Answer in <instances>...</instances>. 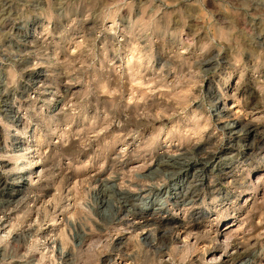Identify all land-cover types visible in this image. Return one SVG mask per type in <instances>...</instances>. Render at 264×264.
I'll list each match as a JSON object with an SVG mask.
<instances>
[{
	"label": "rangeland",
	"instance_id": "1",
	"mask_svg": "<svg viewBox=\"0 0 264 264\" xmlns=\"http://www.w3.org/2000/svg\"><path fill=\"white\" fill-rule=\"evenodd\" d=\"M221 107L264 137V0H0V205L18 200L0 206V264H233L234 240L264 264V143L246 155ZM194 146L221 160L176 205L191 178L158 164ZM104 188L202 216L161 252L100 209Z\"/></svg>",
	"mask_w": 264,
	"mask_h": 264
},
{
	"label": "bare ground",
	"instance_id": "2",
	"mask_svg": "<svg viewBox=\"0 0 264 264\" xmlns=\"http://www.w3.org/2000/svg\"><path fill=\"white\" fill-rule=\"evenodd\" d=\"M6 111L12 114L10 115L12 118L19 117L18 111L14 110L12 105H10V103H8ZM9 113L7 115H9ZM213 114L218 120L226 119V123L224 126H222V128L227 130L229 134L232 136V138L238 139V140H241V139H245L246 141L248 140L247 142H244V144L242 145V148H240L244 150V153L246 155L250 154L252 151H255L256 149H259V147L264 143V137L261 136L259 133V124L257 125V124H254L253 122L242 124L240 119L231 120L230 119L231 114L225 107L216 109ZM181 151L182 152L178 154L177 156L170 157L166 161H163V160L160 161V164L158 165H160L162 170L164 169L168 172L172 170L176 172L177 175H184V177L189 176L191 178L190 181H188L186 184H183L181 187L176 189L177 191L173 193L172 197L174 196V198L176 199V202H175L176 205H179V204L193 205L201 198L202 192L204 191L206 187V181L210 178L209 171L211 169L209 168V165L218 159L221 160L220 159L221 155L217 153L207 154L206 151H204V149L201 148L200 146H194L192 148H183ZM192 154H193V157H188V155H192ZM227 158H229L230 160L229 164L231 163L233 164L234 161H236L235 157L233 156L227 157ZM0 166H2L1 162H0ZM230 167L231 166L228 164L224 165L219 168V172L222 174H227L229 170L228 168ZM17 174L19 175L18 176L19 179L18 180L14 179V184L15 183L16 185L19 184L18 186H25V184H27V181L32 175L30 169H27L24 173L19 172ZM176 174H174V176H176ZM262 178L263 176L259 177L258 183L262 181L261 180ZM10 180L11 179L8 177H2V176L0 177V197L1 199L7 193L6 191L7 185L11 181H13V180L11 181ZM124 189L120 190L119 192H115L116 196L120 197L121 200L124 199V201H121V200L118 201L116 200V197L114 199V197H112V194L114 192L110 193L109 191L110 189L109 190L105 188L102 189V192H101L102 199H101L100 209L109 208V210H111V207L114 208L119 217H121L123 220L128 219L130 224H132L131 225L132 229L137 228V227H139L140 229H143V231H145L144 240L146 241V244H150L151 246H154V247H155V244L156 245L158 244L156 248L159 251L165 252L168 246L173 242V240H175V237H177V235L180 234L181 232H184L187 230H194V228L198 226L196 224V221L202 216V213L199 211L200 208H195L194 211L185 220L177 221L174 218L163 219L159 215L161 214V212L165 211L166 209L167 202L164 198H162L161 201L156 205L152 204L148 207L147 206L148 204H144L141 206V204L140 205L135 204V201L131 200V196H128V194L125 192L126 190L124 191ZM20 191L21 190L18 189L19 193ZM149 191L151 193L154 192L158 194L159 192L162 191V189L158 186L156 187L155 185V187H151ZM145 198L149 199L147 197ZM17 201H18L17 199L7 200L5 203L1 204L0 206L5 208L6 206L8 207L10 204H12L13 202H17ZM129 206H132V207L129 208ZM104 213L106 214V212ZM129 218H132L133 222H131ZM230 228L231 226H229L226 230H229ZM160 231H163V232L161 233ZM156 232H160V233L159 234L157 233L158 234L157 235ZM87 235H86V238H87ZM237 241L234 240V241L229 242L232 249H234L235 252L233 251L234 253H232L231 255H229L226 252L224 254V257L226 258L232 257L231 259H233V262H234L233 264H235L236 262L240 260H244L246 257L250 255L249 250H241L240 244ZM61 252H62L61 255L64 256L65 255L64 249ZM67 256H69V254H67L65 257ZM225 263L226 261L222 262L221 264H225ZM239 264H254V261L245 259L242 263L239 262Z\"/></svg>",
	"mask_w": 264,
	"mask_h": 264
}]
</instances>
